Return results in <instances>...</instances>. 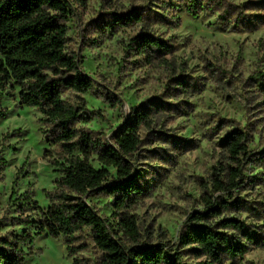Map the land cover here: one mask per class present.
<instances>
[{"label":"rangeland","instance_id":"1","mask_svg":"<svg viewBox=\"0 0 264 264\" xmlns=\"http://www.w3.org/2000/svg\"><path fill=\"white\" fill-rule=\"evenodd\" d=\"M73 15L67 22L69 50L82 59V68L95 83L91 91L63 93L64 99L83 97L90 111L84 125L107 135L130 115L131 107L150 100L166 102L169 109L151 113V127L139 129L142 143L134 154L138 168L149 183V193L130 212L135 214L147 243L176 241L187 216L203 210L202 197L215 200L243 199V204L261 211L264 204V164L258 159L264 149V24L252 30L237 28L230 19H219L218 10L186 13L178 0H69ZM230 8L246 9L255 0H222ZM143 14L141 22L121 26L101 36L95 19L107 12ZM149 33L171 45L147 60L128 45L129 39ZM182 78L183 87H177ZM4 96L6 114L0 116V235L32 233L31 242L21 244L22 264H100V252L90 235L84 250L67 254L62 237L35 235L31 227L18 224L14 217L35 216L31 203L45 208L46 191L57 176L49 157L48 144L34 107ZM110 93L113 101L106 96ZM120 104H114L115 99ZM99 112V113H98ZM241 130L252 136L248 150L251 161L245 165L242 187L230 192L215 191L213 173L228 159L222 139L227 132ZM53 156L58 149L53 147ZM255 176L257 178H252ZM229 197H232L231 199ZM110 198L94 199L100 212L110 215ZM30 202L21 208V204ZM236 217L249 224H261L243 208L222 210L216 220ZM89 234L88 231L84 234ZM183 260L196 262L183 254ZM264 264V247L250 245L235 263Z\"/></svg>","mask_w":264,"mask_h":264},{"label":"trees","instance_id":"2","mask_svg":"<svg viewBox=\"0 0 264 264\" xmlns=\"http://www.w3.org/2000/svg\"><path fill=\"white\" fill-rule=\"evenodd\" d=\"M186 13L196 15L207 9L218 10L219 19H230L237 28L252 30L264 24V0L250 2L246 9L256 14L233 9L222 0H178ZM74 11L69 0H0V116L4 96H16L22 106L40 112L48 148L44 156L51 159L57 176L54 187L47 190L48 205L31 203L35 216L14 217L18 224L33 229V234L62 237L69 256L86 248V235L100 252V264H223L235 263L253 244L264 247V204L261 211L243 204V199L215 200L202 197L203 210L190 213L177 233L176 241L147 243L142 240L135 214L130 211L149 193L143 170L137 167L134 154L142 143L141 127L152 124L151 113L169 109L170 104L150 100L131 107L128 118L109 135L84 125L91 115L83 97L63 98L65 91L83 94L94 87V79L82 68V59L67 47L68 25ZM138 11L107 12L95 19L101 36L121 26L141 22ZM129 47L149 60L171 45L149 33L129 39ZM177 87L185 81L176 78ZM110 101V93L106 96ZM115 99L114 104H120ZM99 113V112H98ZM252 136L241 130L227 132L222 139L231 164L213 173L215 191L230 192L242 187L243 169L251 161L248 146ZM58 149L53 156L52 148ZM264 164V149L259 152ZM252 178H257L252 176ZM110 198L109 216L101 213L94 199ZM30 202L21 204V208ZM243 208L261 219L249 224L236 217L216 220L222 210ZM88 231L89 234H84ZM32 233L0 235V264H22L21 244L31 242ZM204 260L187 262L183 254ZM73 264L78 259L73 258Z\"/></svg>","mask_w":264,"mask_h":264}]
</instances>
